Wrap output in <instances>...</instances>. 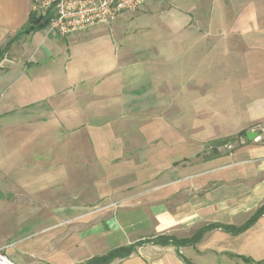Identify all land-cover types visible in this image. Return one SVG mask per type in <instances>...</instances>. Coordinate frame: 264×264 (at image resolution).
I'll return each mask as SVG.
<instances>
[{
  "label": "crops",
  "instance_id": "1",
  "mask_svg": "<svg viewBox=\"0 0 264 264\" xmlns=\"http://www.w3.org/2000/svg\"><path fill=\"white\" fill-rule=\"evenodd\" d=\"M32 5L0 0V49ZM255 122L264 0H149L67 37L26 33L0 62V248L17 264L135 243L110 264H264V215L157 239L254 215L264 143L239 140Z\"/></svg>",
  "mask_w": 264,
  "mask_h": 264
},
{
  "label": "built area",
  "instance_id": "2",
  "mask_svg": "<svg viewBox=\"0 0 264 264\" xmlns=\"http://www.w3.org/2000/svg\"><path fill=\"white\" fill-rule=\"evenodd\" d=\"M149 0H33L32 11L37 17L51 15L46 28L59 36L67 37L84 31L97 24H109L117 20L124 12H133L143 7ZM258 132L252 140L264 143V125L256 124L248 129ZM248 140L246 135L239 143ZM13 244L0 248V264H17L7 249Z\"/></svg>",
  "mask_w": 264,
  "mask_h": 264
},
{
  "label": "trees",
  "instance_id": "3",
  "mask_svg": "<svg viewBox=\"0 0 264 264\" xmlns=\"http://www.w3.org/2000/svg\"><path fill=\"white\" fill-rule=\"evenodd\" d=\"M50 17L46 16V17H37L34 13H31L30 17H29V21L27 22V24L25 25V27L19 31L14 37H12L3 48L0 49V62L2 61V59L5 57V55L7 54L8 50L10 49V47L12 46V44L16 41H18L24 34L29 33L35 29L38 28H43L46 29L49 22H50ZM246 132L247 131H243V133L241 134V136H246ZM227 141V140H225ZM226 142H222L220 141L218 146H216L215 148L212 149V152L215 153V151L218 149V147L220 146V144H224ZM264 215V202L262 203V205L257 209V211L254 213V215L248 220L246 221L243 225L241 226H234V225H224V224H209V225H205L203 227H201L189 240H180L177 241L175 238H173L172 236H159L158 242L167 245L169 243H196L198 241H200L202 239V237L204 236L205 233H207L208 231L214 230V229H222L225 230L227 232L233 233V234H240L246 230H248L250 227H252L257 221L258 219ZM149 241V240H147ZM140 245V243H135V244H130L127 246H121V247H117L113 250H111L110 252H108L107 254L103 255V256H99V257H95L89 261H87L85 264H110L112 261H114L117 258H125L130 256L131 254H133L136 250L137 247Z\"/></svg>",
  "mask_w": 264,
  "mask_h": 264
},
{
  "label": "rangeland",
  "instance_id": "4",
  "mask_svg": "<svg viewBox=\"0 0 264 264\" xmlns=\"http://www.w3.org/2000/svg\"><path fill=\"white\" fill-rule=\"evenodd\" d=\"M211 50H213V48H211L210 47V51ZM225 52V51H224ZM256 124H263L264 125V123L263 122H255L254 124H252L250 127H252V126H254V125H256ZM248 131V130H247ZM246 137V136H245ZM230 138H228L227 139V143H231L229 146H225L227 143H225L224 145H222L223 147H225L226 149H228V150H234L238 145H237V142L236 141H232V140H229ZM229 140V141H228ZM245 142H247V140L245 141ZM219 144H217L216 142L212 145L211 144V147H212V149L213 148H215L216 146H218ZM239 145H241V143L239 144ZM81 264H83V263H81Z\"/></svg>",
  "mask_w": 264,
  "mask_h": 264
},
{
  "label": "water",
  "instance_id": "5",
  "mask_svg": "<svg viewBox=\"0 0 264 264\" xmlns=\"http://www.w3.org/2000/svg\"><path fill=\"white\" fill-rule=\"evenodd\" d=\"M246 135L248 137V140L252 141L258 135V132L247 131Z\"/></svg>",
  "mask_w": 264,
  "mask_h": 264
}]
</instances>
